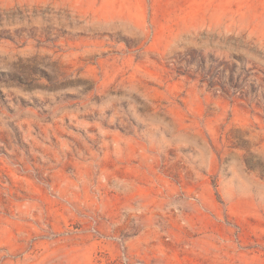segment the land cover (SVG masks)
Returning <instances> with one entry per match:
<instances>
[{
  "label": "rangeland",
  "instance_id": "obj_1",
  "mask_svg": "<svg viewBox=\"0 0 264 264\" xmlns=\"http://www.w3.org/2000/svg\"><path fill=\"white\" fill-rule=\"evenodd\" d=\"M262 79L264 0H0V264H264Z\"/></svg>",
  "mask_w": 264,
  "mask_h": 264
},
{
  "label": "trees",
  "instance_id": "obj_2",
  "mask_svg": "<svg viewBox=\"0 0 264 264\" xmlns=\"http://www.w3.org/2000/svg\"><path fill=\"white\" fill-rule=\"evenodd\" d=\"M186 62L197 64L196 72L201 76L200 81L203 84L207 83L210 89H215V91L229 97L260 102V87L251 81L250 78L253 75L251 69L244 68V71L239 74L236 64L229 66L228 63L218 59L213 60L207 68L206 58L202 55H197V58L191 57ZM263 83L264 79H262ZM261 107L264 108V106Z\"/></svg>",
  "mask_w": 264,
  "mask_h": 264
}]
</instances>
